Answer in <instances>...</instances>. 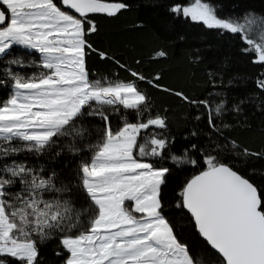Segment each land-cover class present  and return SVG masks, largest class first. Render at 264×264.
I'll return each instance as SVG.
<instances>
[{
  "label": "snow or ice",
  "instance_id": "snow-or-ice-1",
  "mask_svg": "<svg viewBox=\"0 0 264 264\" xmlns=\"http://www.w3.org/2000/svg\"><path fill=\"white\" fill-rule=\"evenodd\" d=\"M127 6L103 0H62L61 6L54 0H0V86H10L8 98L0 103V264H9V259L40 264V246L56 236L68 254L63 264H200L180 238L177 222L164 214L163 191L171 169L160 164L166 157L174 164L197 165V160L190 159L187 150L183 155L171 153L166 117L150 114L149 96L135 82L90 79L86 68L85 49L91 48L86 25L87 31H95L88 14L114 16ZM171 11L210 29L241 34L249 45L244 51L255 52L256 62H264V17L246 13L243 23L221 18L206 0L176 5ZM132 76L146 79L136 72ZM159 79L148 83L162 88ZM257 87L264 91V79ZM163 90L209 110V128L223 134L216 118L227 110L226 100L213 106L209 99ZM240 104L232 111H241ZM122 109L133 110L136 122ZM114 114L120 126L110 120ZM87 118L99 121L91 125L95 143L77 147L76 141L91 134L84 127ZM152 127L162 131L149 132ZM68 137L71 142L64 147L69 151L91 153L81 158L76 172L88 198L87 206L79 209L62 195L46 198L48 193L69 191L56 186L55 172L46 176L43 169L12 159L39 156ZM231 145L238 148L235 141ZM234 154L260 155L247 148ZM204 164L181 187L177 207L187 210L199 236L219 254L216 264H264V192L234 164L223 162L221 152H205ZM208 264H213L211 257Z\"/></svg>",
  "mask_w": 264,
  "mask_h": 264
},
{
  "label": "trees",
  "instance_id": "trees-1",
  "mask_svg": "<svg viewBox=\"0 0 264 264\" xmlns=\"http://www.w3.org/2000/svg\"><path fill=\"white\" fill-rule=\"evenodd\" d=\"M58 6L62 0H54ZM103 2H123L128 5L114 16L105 13L88 14L87 19L95 25V31H87L86 40L91 48H86V68L90 79H101L112 83L135 82L139 89L146 92L151 102V115L166 117L167 136L172 141L171 153L183 155L187 150L190 159H196L197 165L189 163L174 164L165 158L160 164L171 169L167 184L164 186V214L177 222L180 238L189 244L190 250L200 264H213L220 259L207 242L199 236L190 218V214L177 207L179 192L184 183L198 174L206 166L205 152L216 155L221 152L223 162L232 163L241 174L251 177L259 192H264V91L257 87V81L264 79V62H256L255 52L244 51L249 45L241 34H233L220 29H210L203 22L191 20L171 9L180 5L191 6L194 0H103ZM205 2V0H202ZM216 6L221 18L232 17L243 23L246 13L264 17V0H206ZM62 9L72 12L63 6ZM79 17V15H78ZM257 38L258 31L252 33ZM17 52L26 50L17 48ZM166 53L163 57L156 54ZM100 53L104 54L102 58ZM31 58V57H30ZM38 59V54H35ZM118 62V63H117ZM123 65L124 67H121ZM18 70V69H17ZM25 69L24 71H34ZM132 72L143 75L141 81L132 76ZM156 76L162 88L149 84ZM163 88L182 91L190 99H209L213 106L221 99L227 101V110L216 118L222 135L209 128L208 111L201 105H193L181 100ZM10 86H0V103L8 98ZM243 104H240L241 101ZM240 104L241 111H232L233 105ZM129 115L130 122H136L133 110H123ZM146 113L142 119L146 120ZM200 119L197 120L196 117ZM114 126H120L118 114L110 117ZM84 127L90 129L84 140L76 141L77 147L89 141L95 143L96 132L91 125L99 124L95 118H87ZM227 124L229 127L223 128ZM162 131L154 127L148 130ZM197 135L193 136L192 133ZM143 134V133H142ZM235 141L237 149H232ZM71 137L61 138L51 150L41 154L17 156L12 159L25 160L36 169H43V175L56 173L57 187L67 186L69 191L63 194L48 193L46 198L61 196L71 199L79 209L86 207L88 198L79 187L76 175L81 158H90L91 153L84 149L79 154L69 151L64 145ZM219 143L220 149L215 145ZM197 148L192 149L191 145ZM247 148L258 156H236L234 153ZM203 149V151H201ZM60 152V155H56ZM157 159V158H149ZM241 165H243L241 167ZM56 251L62 253L56 256ZM67 252L60 244L59 236L40 246V264H63ZM9 264H16L9 259Z\"/></svg>",
  "mask_w": 264,
  "mask_h": 264
},
{
  "label": "rangeland",
  "instance_id": "rangeland-1",
  "mask_svg": "<svg viewBox=\"0 0 264 264\" xmlns=\"http://www.w3.org/2000/svg\"><path fill=\"white\" fill-rule=\"evenodd\" d=\"M65 7H67V6H65ZM62 10H66V9H62ZM70 14H73V13H71V12H69ZM179 14H182V13H179ZM73 15H75V14H73ZM79 15V14H78ZM78 15H75V16H77L78 17Z\"/></svg>",
  "mask_w": 264,
  "mask_h": 264
},
{
  "label": "water",
  "instance_id": "water-1",
  "mask_svg": "<svg viewBox=\"0 0 264 264\" xmlns=\"http://www.w3.org/2000/svg\"><path fill=\"white\" fill-rule=\"evenodd\" d=\"M71 10V9H70ZM71 11H73L74 12V10H71ZM259 192V191H258ZM187 211V210H186ZM215 251V250H214ZM218 254V253H217ZM219 255V254H218Z\"/></svg>",
  "mask_w": 264,
  "mask_h": 264
},
{
  "label": "flooded vegetation",
  "instance_id": "flooded-vegetation-1",
  "mask_svg": "<svg viewBox=\"0 0 264 264\" xmlns=\"http://www.w3.org/2000/svg\"><path fill=\"white\" fill-rule=\"evenodd\" d=\"M70 10V9H69ZM73 12V11H72Z\"/></svg>",
  "mask_w": 264,
  "mask_h": 264
}]
</instances>
